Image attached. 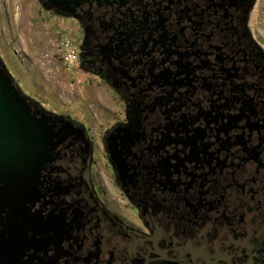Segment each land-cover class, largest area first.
<instances>
[{"label": "flooded vegetation", "instance_id": "obj_1", "mask_svg": "<svg viewBox=\"0 0 264 264\" xmlns=\"http://www.w3.org/2000/svg\"><path fill=\"white\" fill-rule=\"evenodd\" d=\"M254 6L85 0L62 14L112 105L97 125L58 116L31 210L47 233L19 264H264Z\"/></svg>", "mask_w": 264, "mask_h": 264}, {"label": "rangeland", "instance_id": "obj_2", "mask_svg": "<svg viewBox=\"0 0 264 264\" xmlns=\"http://www.w3.org/2000/svg\"><path fill=\"white\" fill-rule=\"evenodd\" d=\"M264 45V0H255L251 22ZM75 23L44 0H0V64L21 93L43 111L80 124H100L112 104L79 63H63L61 41L78 48Z\"/></svg>", "mask_w": 264, "mask_h": 264}, {"label": "water", "instance_id": "obj_3", "mask_svg": "<svg viewBox=\"0 0 264 264\" xmlns=\"http://www.w3.org/2000/svg\"><path fill=\"white\" fill-rule=\"evenodd\" d=\"M63 15L85 0H44ZM58 116L40 109L21 93L0 64V264H19L46 235L38 212L41 172L59 138Z\"/></svg>", "mask_w": 264, "mask_h": 264}, {"label": "built area", "instance_id": "obj_4", "mask_svg": "<svg viewBox=\"0 0 264 264\" xmlns=\"http://www.w3.org/2000/svg\"><path fill=\"white\" fill-rule=\"evenodd\" d=\"M61 51L64 64L73 67L79 63L78 48L72 43L71 39L66 37L61 41Z\"/></svg>", "mask_w": 264, "mask_h": 264}]
</instances>
